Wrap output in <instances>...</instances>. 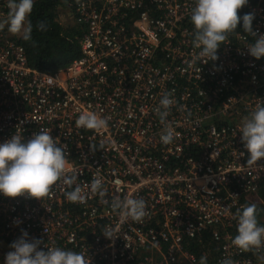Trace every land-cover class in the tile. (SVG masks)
Returning <instances> with one entry per match:
<instances>
[{
    "label": "built area",
    "instance_id": "obj_1",
    "mask_svg": "<svg viewBox=\"0 0 264 264\" xmlns=\"http://www.w3.org/2000/svg\"><path fill=\"white\" fill-rule=\"evenodd\" d=\"M7 4L0 0V143L50 131L76 182L57 181L41 200L0 195V241L27 232L39 249L82 252L86 264H200L202 256L208 264L187 241L203 243L212 228V263L255 264L250 253L263 255L264 244L242 251L232 239L238 211L264 182V159L248 162L239 132L264 106V58L246 48L264 35V0L247 3L256 36L229 33L215 61L193 45L195 0H64L58 19L82 27L80 55L52 73L30 66L21 36L7 31ZM166 93L174 103L162 121ZM84 112L106 128H78ZM166 128L175 132L167 145ZM97 176L104 197L90 191ZM76 185L83 203L65 199ZM115 197L143 199L146 215H117Z\"/></svg>",
    "mask_w": 264,
    "mask_h": 264
},
{
    "label": "clouds",
    "instance_id": "obj_2",
    "mask_svg": "<svg viewBox=\"0 0 264 264\" xmlns=\"http://www.w3.org/2000/svg\"><path fill=\"white\" fill-rule=\"evenodd\" d=\"M248 3V0H195L190 20L194 28L193 45L198 48L199 56L207 61L218 59L217 50L226 40L227 35L237 29L240 24L244 32L254 36L252 22L253 13L239 16L238 10ZM34 0H8L7 31L20 35L22 39H31L32 24L27 19L33 8ZM69 24V23H68ZM43 28V24L40 25ZM247 53L259 60L264 58V35L256 38L255 42L246 46ZM172 93H166L159 101L156 112L163 121L168 115L174 99ZM78 128L100 131L107 126V120L92 112H84L75 121ZM241 142L248 154V162L256 163L264 159V106H257L242 123L239 129ZM175 132L166 128L160 136V141L167 145L174 139ZM68 161L62 146L50 135V131L41 130L31 139L25 141L19 134H12L9 139L0 143V195L17 197L26 195L29 198L41 200L50 188L59 180L71 187L76 182V175H66ZM93 195L105 196L102 178L94 177L90 184ZM69 202H84V194L79 185L65 192ZM111 209L117 215L141 221L146 215V204L143 199L125 197L113 198ZM237 235L232 244L242 251L258 248L264 244V226L257 221V206L250 203L243 206L236 215ZM106 239L115 237L114 229L106 227L102 232ZM41 241L29 239L28 233L10 244L11 251L7 252L4 264H86L82 252L65 250L60 247L39 249ZM200 264H206V257H201ZM222 264H232L225 260Z\"/></svg>",
    "mask_w": 264,
    "mask_h": 264
},
{
    "label": "trees",
    "instance_id": "obj_3",
    "mask_svg": "<svg viewBox=\"0 0 264 264\" xmlns=\"http://www.w3.org/2000/svg\"><path fill=\"white\" fill-rule=\"evenodd\" d=\"M261 0H252L258 3ZM64 0H34L33 8L27 19L32 24L31 39L25 41L19 38V42L25 47L30 66L40 71L52 73L58 68L67 65L72 59L80 55V39L83 34L82 27L69 23L62 24L59 21L60 7ZM249 6L246 4L238 10V15L248 13ZM43 24V28L40 25ZM234 32H244L241 25H237ZM258 196L261 203L257 206V221L264 223V182L261 183ZM189 240V248L199 256L206 253L209 257L208 264L212 263L219 250L217 243L212 237V228H207L204 234V242ZM250 253L255 264H264V254Z\"/></svg>",
    "mask_w": 264,
    "mask_h": 264
},
{
    "label": "crops",
    "instance_id": "obj_4",
    "mask_svg": "<svg viewBox=\"0 0 264 264\" xmlns=\"http://www.w3.org/2000/svg\"><path fill=\"white\" fill-rule=\"evenodd\" d=\"M11 251L7 241H0V264H4V258L7 252Z\"/></svg>",
    "mask_w": 264,
    "mask_h": 264
},
{
    "label": "rangeland",
    "instance_id": "obj_5",
    "mask_svg": "<svg viewBox=\"0 0 264 264\" xmlns=\"http://www.w3.org/2000/svg\"><path fill=\"white\" fill-rule=\"evenodd\" d=\"M66 24H68V23H66ZM253 200H255L253 203H255V204H259V203H261V199L259 198V196H256V197H253ZM8 244V246H10V244L9 243H7Z\"/></svg>",
    "mask_w": 264,
    "mask_h": 264
}]
</instances>
